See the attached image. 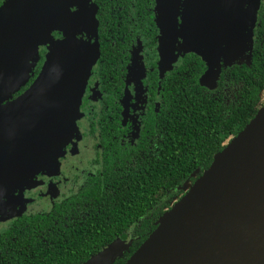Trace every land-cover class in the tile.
<instances>
[{
    "label": "water",
    "instance_id": "1",
    "mask_svg": "<svg viewBox=\"0 0 264 264\" xmlns=\"http://www.w3.org/2000/svg\"><path fill=\"white\" fill-rule=\"evenodd\" d=\"M87 1L79 0L75 23L83 14ZM19 3L23 4L25 10L21 9L27 15L21 42L11 34L13 27L8 25L13 7ZM41 3L44 2L28 4L25 0H5L0 6V25H4V31L0 28L4 32L0 34V95L6 92L5 99L11 98L6 86L20 79V72L14 75L13 70L21 67L22 62H17V58L20 59L26 50L23 41L35 36L29 45L34 44L36 48L39 44H47L49 51L39 75L22 96L10 101L0 96V198L18 177L15 165L22 160L29 145L38 143L40 134L34 132L46 123L51 107L73 108L77 112L75 121L65 127L71 128L68 138H63L62 132L58 138L52 135V139H71L78 131L76 120L81 115L80 103L90 70L81 76L76 29L66 32L68 27L61 23L64 15L52 16L49 28L34 29ZM258 4L259 0H156L161 68H166L171 60L176 42H179V51L194 52L195 44H190L192 36L209 23L214 36L206 39L205 56L195 53L205 64L215 57L218 67L213 83H204L206 74L199 77L200 85L214 88L222 66L249 63ZM249 11L253 21L243 36L245 13ZM178 13L181 14L180 23ZM56 15L59 20L55 19ZM214 15L218 24L213 28ZM96 24L95 18L94 33ZM51 29L62 31L63 37L53 39L49 35ZM218 30L222 37L219 39L225 45L217 41ZM240 35L246 41L243 46H239ZM242 52L246 54L243 56ZM11 57L16 59L10 62ZM22 57L33 63L37 52L31 59L25 54ZM80 78L83 85L76 89ZM29 97L31 99L27 100ZM74 99L76 105H73ZM56 118L54 131L64 121L65 114L60 111ZM127 246L126 241L115 239L80 264H112ZM123 264H264V103L214 154L209 166L162 214L156 227Z\"/></svg>",
    "mask_w": 264,
    "mask_h": 264
},
{
    "label": "trees",
    "instance_id": "2",
    "mask_svg": "<svg viewBox=\"0 0 264 264\" xmlns=\"http://www.w3.org/2000/svg\"><path fill=\"white\" fill-rule=\"evenodd\" d=\"M146 1L132 0L141 16L150 12ZM152 22L157 26L156 18ZM255 38L249 63L222 66L212 89L199 83L204 60L188 53L181 68L183 92L178 84L175 93L168 90L173 112L167 133L155 142L158 148L143 155L106 150L103 175L69 198L74 204L71 210L66 207L67 218L56 213L20 215L0 230V264H80L115 239L128 243L112 263L123 264L264 103V37L259 31Z\"/></svg>",
    "mask_w": 264,
    "mask_h": 264
},
{
    "label": "flooded vegetation",
    "instance_id": "3",
    "mask_svg": "<svg viewBox=\"0 0 264 264\" xmlns=\"http://www.w3.org/2000/svg\"><path fill=\"white\" fill-rule=\"evenodd\" d=\"M4 1L0 0V6ZM66 1L69 0L41 1L44 3L37 9L39 17L34 29L49 28L55 14H71L67 19V30L70 33L75 30L74 15L79 7ZM76 1L79 4V0ZM89 1L95 7L97 19V29L92 35L98 56L84 86L81 115L77 121L79 135L73 138V145L69 143L65 147L58 171L52 176H44L43 183L31 190L34 203L22 214L0 224V230L8 227L20 215L56 213L67 218L66 207L71 210L74 204L69 198L94 183L99 173L103 175L106 150L113 148L118 150L115 153L127 151L130 155L135 150L143 155L148 148H158L155 142L167 133L168 118L173 112L169 107L171 104H168V90L175 93L174 87L178 84L180 92H183L185 70L181 68L185 56L191 52L179 51V42H176L171 60L166 68H161L158 49L160 28L152 22L156 18L153 11L156 0L146 1V10L150 11L148 16H141L132 0ZM263 3L264 0H261L257 10L253 42L259 31L264 37V21L261 24L260 20L264 15ZM134 13L138 16L135 17ZM109 17L113 18L112 21ZM178 22H181L179 13ZM259 25L260 30L257 28ZM75 34L77 38L87 37L83 31L76 30ZM49 35L53 39L63 37L62 31L57 29H51ZM34 37L31 36L26 42ZM48 52L47 44L38 45L37 58L28 79L11 94L12 98L26 90L37 78ZM24 54L27 55V50H23L22 56ZM133 61H136L137 67H132ZM203 64L202 73L207 68L205 62ZM145 141L149 143L147 146H144ZM126 233L131 239L132 227Z\"/></svg>",
    "mask_w": 264,
    "mask_h": 264
},
{
    "label": "rangeland",
    "instance_id": "4",
    "mask_svg": "<svg viewBox=\"0 0 264 264\" xmlns=\"http://www.w3.org/2000/svg\"><path fill=\"white\" fill-rule=\"evenodd\" d=\"M41 1L43 0H25V2H27L28 4H32L34 2H41ZM69 1H70V4H74L75 6H77L78 4L76 0H69ZM69 1H66V2H69ZM260 2L261 0H259V4ZM19 5H16V7H13V12H14L13 17L10 18L8 25L13 27L11 29L12 31L11 34L16 38L18 42H21L23 38L22 35L26 27L27 15H25V11H24L25 8L23 4L19 3ZM21 7H23L24 10H22ZM251 11L245 13L246 16L244 18V23H243L244 28L242 26L243 36L248 32V30H250V27L252 25L253 16H252ZM70 15L71 14L64 15V19L61 20V23H63V25L66 28L68 27L67 19H69ZM58 16L59 15H56L55 17L56 20H59V18H57ZM94 21H95V7L91 1H87L85 4L84 12L79 17L76 23V26H77L76 30L80 32L81 31L86 32V35H87L86 38H82V37L78 38L79 41L76 42L77 55H78L77 57L80 58L79 66L82 71L81 72L82 77L84 75V71L91 69V67L96 62V59L98 56V48L95 43V40L93 41V35H92L93 28H94L93 26ZM217 24H218L217 18H215V15H214L213 28L214 26L217 27ZM254 27H255V23L252 26V31L254 30ZM0 28L4 31L3 24L0 25ZM2 30H0V34L4 33ZM66 32H68V30H66ZM219 32L220 30H218V37H216L217 41L219 44L225 45L222 39H219V38H222ZM212 36H214V33L212 31V28L210 27V24L205 23L203 25V29L197 31L192 36L193 42H190V44H195L193 46V49H194L193 51L198 54L200 53L201 55H204L205 46H208L206 39ZM240 37L242 38V35H240ZM252 39H253V33H252ZM245 42H246L245 39L242 38L239 46H243ZM22 43H24L23 45L24 47H26L27 57L29 56L31 59L35 51L38 52V46L34 48V44L29 45V41L28 42L23 41ZM221 52H222V49H220V53ZM242 53H244L243 56L246 54V52H242ZM14 59L16 58L11 57L10 62H13ZM20 59L17 58V62L18 61L22 62L20 65L21 67L16 70H13L14 75H16L15 72H20V79L17 81L14 80L12 83H10V85L6 86L8 95L12 94V92H10L11 90L17 89L18 86L20 87L22 85L21 83L24 84L25 81H27L30 71L33 68L34 61L32 63L30 61L24 60L23 57H20ZM209 60L206 63L207 64L206 70L204 71V73L201 74V75L206 74L205 76L207 80L204 81L205 84L213 83L214 75H215L214 72H216V69L218 67L214 56H212L210 61ZM136 65H137L136 61H133L132 67H135ZM22 68H23V71L21 70ZM33 82L30 84V86L33 84ZM79 82L80 83L76 85V89L79 88L80 84L81 86L83 85V80L81 78L79 79ZM28 88L24 90L22 93H20L18 96L25 93L28 90ZM5 94L0 95L2 99H5ZM15 98H12V95H11V98L10 99L8 98V100L5 99V101H10L11 99L13 100ZM29 99H31V97H29L27 100ZM73 105H76L75 99L73 101ZM60 111H61V114H65V119L64 121L61 122L60 125H58V128L54 131L55 121L57 120L56 117L60 113ZM76 116H77V112L73 108L67 109V108H61L59 106L51 107L50 112L46 114V118H45L46 125L44 124L42 127H40V130H38L37 132H34L35 135L40 134V139L38 143L32 144V146L29 145L26 152H24V157L22 158V160H19V162L15 165V168L18 170V177L14 183L10 184V186L8 187V191L3 193V197L0 198V224L9 222L12 218L18 216L19 214H22L25 210H27V207L34 203V200H33L34 198L33 199L31 198L32 196L31 190L34 188H37L38 185L43 183L42 178L44 176H52L58 171L60 167V159L62 158V156H64V153H65V147L69 143L73 145L74 143L73 138L78 137L79 129L75 133V135L71 137V139H56V138H58L62 134V132H63L62 134L63 138L65 137L68 138V134L71 132V128L68 127L67 129H65V127L67 125H70L72 122H74L76 119ZM78 119L76 120V125H77ZM52 135L55 136L56 138L52 139L51 138ZM8 150H12V148H8ZM17 184L18 186L15 187V185ZM12 187H15V188L12 189Z\"/></svg>",
    "mask_w": 264,
    "mask_h": 264
}]
</instances>
